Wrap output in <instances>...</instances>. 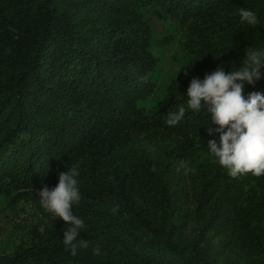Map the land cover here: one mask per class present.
<instances>
[{
  "label": "trees",
  "instance_id": "obj_1",
  "mask_svg": "<svg viewBox=\"0 0 264 264\" xmlns=\"http://www.w3.org/2000/svg\"><path fill=\"white\" fill-rule=\"evenodd\" d=\"M149 2L188 29L192 56L153 109ZM249 47L264 49V0H0V196L35 200L77 167L76 242L89 243L72 256L52 217L0 264H264V176L232 178L209 153L206 106L166 123L193 78L236 70Z\"/></svg>",
  "mask_w": 264,
  "mask_h": 264
},
{
  "label": "clouds",
  "instance_id": "obj_2",
  "mask_svg": "<svg viewBox=\"0 0 264 264\" xmlns=\"http://www.w3.org/2000/svg\"><path fill=\"white\" fill-rule=\"evenodd\" d=\"M239 16L241 23L250 26L259 23L256 13L247 8H241ZM242 61L236 70L226 73L223 67H218L211 74L206 73L203 80L193 78L187 88V107L168 113L166 123L176 126L187 111L201 112L206 106L211 124L217 126L213 129L209 125L208 135L212 136L213 132L219 135V142L215 139L207 142L209 153L232 178L246 174L261 177L264 176V94L254 92L245 98L243 93L246 84L255 85L264 75V49L246 48ZM194 171L186 168L185 175ZM79 174L78 168L72 167L59 173L54 189L44 186L39 192L41 206L68 226L63 233V244L72 256L77 255L78 248L89 247L84 239L76 242L85 227L83 219L73 213L74 203L81 199ZM112 212L118 213L119 205L113 206ZM93 254H100L99 245L93 248Z\"/></svg>",
  "mask_w": 264,
  "mask_h": 264
},
{
  "label": "rangeland",
  "instance_id": "obj_3",
  "mask_svg": "<svg viewBox=\"0 0 264 264\" xmlns=\"http://www.w3.org/2000/svg\"><path fill=\"white\" fill-rule=\"evenodd\" d=\"M137 11L150 26V52L157 60L153 73L155 92L142 104L153 109L163 101L176 78L191 73L192 56L187 48L189 31L164 17L154 2L138 6ZM14 197L0 196V253H11L21 243L29 244L34 230L50 227L55 217L41 206L39 192L35 200L16 201Z\"/></svg>",
  "mask_w": 264,
  "mask_h": 264
}]
</instances>
